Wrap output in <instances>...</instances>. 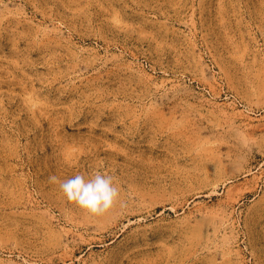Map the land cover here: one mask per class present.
Here are the masks:
<instances>
[{
    "label": "rangeland",
    "instance_id": "rangeland-1",
    "mask_svg": "<svg viewBox=\"0 0 264 264\" xmlns=\"http://www.w3.org/2000/svg\"><path fill=\"white\" fill-rule=\"evenodd\" d=\"M0 264H264V0H0Z\"/></svg>",
    "mask_w": 264,
    "mask_h": 264
},
{
    "label": "clouds",
    "instance_id": "clouds-1",
    "mask_svg": "<svg viewBox=\"0 0 264 264\" xmlns=\"http://www.w3.org/2000/svg\"><path fill=\"white\" fill-rule=\"evenodd\" d=\"M49 179L58 180L55 175ZM59 186L70 201L98 216L109 212L121 196L115 178L106 172L76 174L61 181Z\"/></svg>",
    "mask_w": 264,
    "mask_h": 264
}]
</instances>
